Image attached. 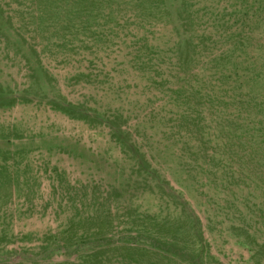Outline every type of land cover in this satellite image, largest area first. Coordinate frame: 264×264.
I'll list each match as a JSON object with an SVG mask.
<instances>
[{
    "label": "rangeland",
    "instance_id": "obj_1",
    "mask_svg": "<svg viewBox=\"0 0 264 264\" xmlns=\"http://www.w3.org/2000/svg\"><path fill=\"white\" fill-rule=\"evenodd\" d=\"M0 264H264V0H0Z\"/></svg>",
    "mask_w": 264,
    "mask_h": 264
},
{
    "label": "trees",
    "instance_id": "obj_2",
    "mask_svg": "<svg viewBox=\"0 0 264 264\" xmlns=\"http://www.w3.org/2000/svg\"><path fill=\"white\" fill-rule=\"evenodd\" d=\"M69 107H71V106H69Z\"/></svg>",
    "mask_w": 264,
    "mask_h": 264
}]
</instances>
